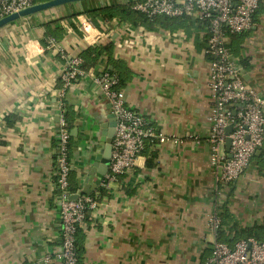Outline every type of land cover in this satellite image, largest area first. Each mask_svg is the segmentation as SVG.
I'll return each mask as SVG.
<instances>
[{
  "label": "crops",
  "instance_id": "0c3cea01",
  "mask_svg": "<svg viewBox=\"0 0 264 264\" xmlns=\"http://www.w3.org/2000/svg\"><path fill=\"white\" fill-rule=\"evenodd\" d=\"M261 3L253 29L228 43L246 83L264 96ZM111 5L115 1L69 4L0 29V264H63L55 187L60 76L68 58L95 45L114 46L113 58L131 71L123 89L127 104L168 141L151 142L153 166L144 153L132 171L103 189L105 175L93 165L112 122L111 105L93 75L67 90L70 180L98 202L79 227L80 264H204L217 239L209 218L220 198L232 224L264 225V145L229 198L228 191L217 192L207 142L213 101L206 24L187 17L178 27L149 29L118 19L95 24L87 14ZM49 23L62 29L55 30L59 39L48 34ZM107 62L103 57L90 69L98 75Z\"/></svg>",
  "mask_w": 264,
  "mask_h": 264
},
{
  "label": "built area",
  "instance_id": "2783aa9c",
  "mask_svg": "<svg viewBox=\"0 0 264 264\" xmlns=\"http://www.w3.org/2000/svg\"><path fill=\"white\" fill-rule=\"evenodd\" d=\"M261 0H135L130 7L150 18L195 17L206 24L208 31L205 54L209 64V89L212 106L208 115L210 163L219 183L221 196L229 191L248 168L254 154L264 145V96L250 87L244 77L240 61L232 53L228 39L251 31ZM36 0H0V20L34 6ZM88 24L83 23L87 32ZM55 39L49 45H55ZM81 56L67 59L60 76L62 89L58 104L60 133L56 150V202L60 209L61 249L63 264H80L77 232L88 211L97 205V199L80 188L70 190L72 163L70 158L71 133L67 125V90L74 83L93 75L94 82L102 88L111 105L116 120L112 141L109 172L101 181L108 189L112 182L132 171L143 155L148 142L165 143L163 134L157 133L146 119L128 104L123 90H118L119 78L105 67L94 74L93 69H83ZM232 131L228 134V129ZM231 147L227 151V140ZM175 143H181L176 140ZM76 196V198H73ZM221 198L209 218L210 230L218 234L222 224L219 209ZM204 264H264V241L255 238L238 240L233 247L215 240L211 256Z\"/></svg>",
  "mask_w": 264,
  "mask_h": 264
},
{
  "label": "trees",
  "instance_id": "16d2710c",
  "mask_svg": "<svg viewBox=\"0 0 264 264\" xmlns=\"http://www.w3.org/2000/svg\"><path fill=\"white\" fill-rule=\"evenodd\" d=\"M45 1H50V0H36V3L45 2ZM261 8H262V3L260 1V6L255 17H257V14L259 13V10H261ZM87 14L90 16V18L93 20L95 24H97L96 20L99 18L103 20L118 19L121 22H129L132 25L144 26L149 29H154L158 27H163V28H173L175 26L178 27V23L181 20H185L187 18V17L170 18L166 16H157L154 18H150L143 13L132 10L130 7V3L104 6L99 9L89 11ZM196 21L197 23L202 24L201 21L197 19ZM58 22L59 21H55L54 23H58ZM54 23H49L46 25L47 32L49 35H53L54 37L59 39L58 37L59 35L58 36L55 35V30L60 31L62 34V29L61 28L52 29V24ZM113 51H114V46L112 44H108L104 46L95 45L93 47L88 48L81 55V58L83 60L82 68L87 70L90 69L91 67H96L97 65H99V62L103 57H107L108 66L106 68L108 69V71L118 76L119 84L117 88L118 90H123L131 78V71L124 63L115 60L113 58ZM66 118H67L68 128L71 129L73 113L69 109L67 110ZM150 144L152 143L148 142L146 144V148L143 154L144 153H148V155L150 154L148 165L153 166L154 160L157 158V151L156 149H154V145H150ZM70 188L72 192L77 191L76 184H74L72 180H70ZM233 191H234V187L232 185L228 191L227 198H229V196L233 193ZM219 215L222 219V224L218 230L217 239L220 242L227 243L229 246L233 247L235 242L242 239L255 238L259 241H264V225L256 226L253 228H241L236 223L233 224L231 223L227 201H225L223 206L219 209ZM76 243L80 254L81 248L79 241L77 240Z\"/></svg>",
  "mask_w": 264,
  "mask_h": 264
},
{
  "label": "water",
  "instance_id": "95a60500",
  "mask_svg": "<svg viewBox=\"0 0 264 264\" xmlns=\"http://www.w3.org/2000/svg\"><path fill=\"white\" fill-rule=\"evenodd\" d=\"M88 1H99L100 4L103 5L104 2L107 0H51L45 3H37L34 6L27 8L19 13H14L8 17L1 19L0 29L21 19L30 17L38 13L45 12L47 10L56 7L79 3V2H88ZM109 1H115V4L117 5V4H121L123 0H109ZM110 119L112 122L108 123V125L104 127L106 131H104L101 139V142L103 143V150L99 155L96 156L97 162L93 165L95 169L99 168L98 172L102 175H106L108 173L110 160L112 157V141L115 135L116 120L114 115H112ZM231 131L232 129L231 127H229L228 134H230ZM230 147H231V141L230 139H228L226 144L227 151L230 150ZM73 198H76V196H74Z\"/></svg>",
  "mask_w": 264,
  "mask_h": 264
}]
</instances>
